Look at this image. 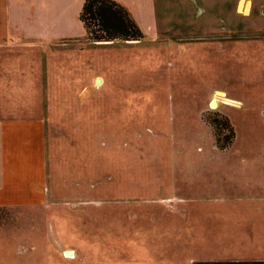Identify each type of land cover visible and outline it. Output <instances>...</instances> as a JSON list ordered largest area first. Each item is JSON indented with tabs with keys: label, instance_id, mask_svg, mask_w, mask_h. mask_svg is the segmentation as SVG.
Returning <instances> with one entry per match:
<instances>
[{
	"label": "rangeland",
	"instance_id": "obj_1",
	"mask_svg": "<svg viewBox=\"0 0 264 264\" xmlns=\"http://www.w3.org/2000/svg\"><path fill=\"white\" fill-rule=\"evenodd\" d=\"M142 22L141 42H56L69 54L47 90L0 95V264L264 262L238 247L229 174L256 159L264 183V29ZM90 105L101 121L83 132ZM220 116L235 132L224 150Z\"/></svg>",
	"mask_w": 264,
	"mask_h": 264
},
{
	"label": "crops",
	"instance_id": "obj_2",
	"mask_svg": "<svg viewBox=\"0 0 264 264\" xmlns=\"http://www.w3.org/2000/svg\"><path fill=\"white\" fill-rule=\"evenodd\" d=\"M9 1L6 6L5 0H0V95L8 92L13 101L22 90L27 94L33 92V89L36 90L34 83L39 78L43 89L47 90L55 60L63 59L69 54L61 52L62 50L54 54L56 42L85 37L86 31L79 20L85 0ZM113 1L124 6L140 27H144V18H149L157 29L179 24L178 28L171 27L176 31H182L187 28L186 25L212 33H223L231 29H264V0ZM191 21L196 23L191 24ZM70 64L68 59L67 67L71 71V79L65 83L68 88H71L70 84H76ZM80 111L78 119L83 126V132L87 122L95 125L101 121L98 105L85 106ZM2 122L12 123V120L0 115V124ZM0 156L5 158L10 153ZM241 160L246 162L241 164L243 168H232L234 170L229 171L232 179L240 182L238 194L244 198V214L247 215L243 226L235 230L238 234V247L245 246L246 255H264V183L258 173V160ZM246 259L258 262L255 261L256 258Z\"/></svg>",
	"mask_w": 264,
	"mask_h": 264
},
{
	"label": "trees",
	"instance_id": "obj_3",
	"mask_svg": "<svg viewBox=\"0 0 264 264\" xmlns=\"http://www.w3.org/2000/svg\"><path fill=\"white\" fill-rule=\"evenodd\" d=\"M79 20L89 40L95 44H107L116 40L133 43L144 39L139 25L133 20L129 11L113 0H85ZM214 120L212 126L215 143L220 150H224L232 144L235 132L227 118L220 116L219 119L217 117ZM196 264H264V262H198Z\"/></svg>",
	"mask_w": 264,
	"mask_h": 264
},
{
	"label": "bare ground",
	"instance_id": "obj_4",
	"mask_svg": "<svg viewBox=\"0 0 264 264\" xmlns=\"http://www.w3.org/2000/svg\"><path fill=\"white\" fill-rule=\"evenodd\" d=\"M220 97V96H219ZM214 104V106H216V103H213Z\"/></svg>",
	"mask_w": 264,
	"mask_h": 264
},
{
	"label": "water",
	"instance_id": "obj_5",
	"mask_svg": "<svg viewBox=\"0 0 264 264\" xmlns=\"http://www.w3.org/2000/svg\"><path fill=\"white\" fill-rule=\"evenodd\" d=\"M214 105V104H213Z\"/></svg>",
	"mask_w": 264,
	"mask_h": 264
}]
</instances>
